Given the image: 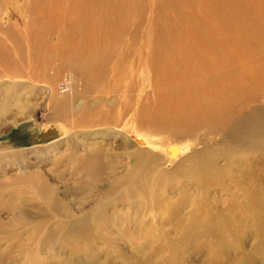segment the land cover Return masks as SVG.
Listing matches in <instances>:
<instances>
[{
    "label": "rangeland",
    "instance_id": "rangeland-1",
    "mask_svg": "<svg viewBox=\"0 0 264 264\" xmlns=\"http://www.w3.org/2000/svg\"><path fill=\"white\" fill-rule=\"evenodd\" d=\"M159 4L137 0L114 48V58L123 55L124 60L119 68L114 62L107 66L103 81H82L76 70L57 61L37 66L33 79H10L9 63L0 59V226L10 225L12 214L20 216L13 234L0 233V264H249L250 251L264 252V211L243 217L246 213L235 216L228 210L243 194L230 183L237 178L230 177H238V166L264 154L251 149L243 156L222 144L225 135L198 127L189 134L161 130L167 128L163 119L152 117L157 112L178 117L175 109L182 100L174 96L176 84L162 85L147 59L158 23L167 30L179 21L172 13L161 21ZM213 14L231 23L226 4ZM5 24L0 44L14 56L11 32L24 28ZM196 26L204 37L202 23ZM176 51L186 54L188 49ZM10 90L17 91L15 99L9 98ZM52 91L66 100L63 106L51 103ZM59 112L64 116H56ZM92 114L97 122L86 127ZM95 151L102 168L92 173L96 181L91 182L86 167ZM207 163L229 191L221 182L191 184L190 175L202 173ZM44 196H53L70 219L87 215L86 221L69 229V219L56 215ZM227 214L233 221H225ZM243 218L247 221L240 224ZM61 220L66 221L62 229ZM87 227L94 236L82 234ZM64 230L70 233L62 238L58 233L56 239Z\"/></svg>",
    "mask_w": 264,
    "mask_h": 264
},
{
    "label": "bare ground",
    "instance_id": "bare-ground-1",
    "mask_svg": "<svg viewBox=\"0 0 264 264\" xmlns=\"http://www.w3.org/2000/svg\"><path fill=\"white\" fill-rule=\"evenodd\" d=\"M136 4L137 0H0V16L3 13L0 18L4 21L2 25L8 22L13 28H24L23 32L18 30L20 34L17 30L11 32H14V36H11L14 56L11 49L0 44V59H5L12 69L9 70L7 78L14 79L26 75L33 79V75L40 69L38 67H44L50 61H57L62 67L69 66L76 70L82 81H103L107 66L114 62L115 67L119 68L124 60L123 55L114 58V48L122 41L125 28L133 17L131 11ZM221 4H226L229 8V26L226 20L214 17L213 10L220 8ZM159 7L161 21L170 13L178 16L179 21L175 29L170 27L167 30L161 22L158 23L153 44L148 48L147 59L150 67L157 73L159 82H162V85L163 82L175 83V87L180 90L177 89L174 96L182 99L175 109L178 117H168L164 112L154 113L153 118L157 121L163 119L165 122L167 128L161 130L189 134L198 127L206 129L209 133L225 135V143L222 144L232 145L243 153V156L251 149L260 150L264 154V0H160ZM12 17L14 19L10 21ZM184 22L187 23L186 28L181 31ZM200 22L204 27V37L199 35L196 26ZM2 25L0 24V29L6 27ZM11 30L12 28L9 32ZM11 33L9 35H12ZM182 35L189 36L185 39L180 37ZM184 48L188 49L186 54L176 51H183ZM7 94L9 98L15 99L17 91L10 90ZM55 94L52 91L51 103L58 107L63 106L66 100ZM174 96L167 95V99ZM164 97L161 100H164ZM92 112L94 111H90V114ZM144 112L142 108V116ZM62 115L61 112L56 113L59 118ZM94 118L97 116L92 114L91 120L84 121L85 124L82 120L81 122L90 127L97 122ZM74 125H80V122ZM137 140L143 145V141L138 138ZM87 162L89 167H86V170L90 175L95 171L94 175L98 174L102 166H99L100 160L96 151L89 155ZM210 166L211 164L207 163L203 166L202 173L190 175L194 180L191 184L199 187L216 185L219 175L212 173ZM263 166L264 157H255L244 166L237 167L235 174L238 177H230L237 178L230 183L238 187L243 194L240 201H234L236 206L233 202L229 203V213L237 216L242 214L238 212H243L246 213L243 217L248 214L257 217L256 213L264 211ZM181 169H177L178 173L183 172ZM94 175L91 182L96 181ZM222 181L221 187L225 192L229 191ZM33 190L36 191L35 188ZM43 191H38V194L42 195ZM21 193L24 192L20 191ZM43 199H46L48 206L57 210L56 215L69 219V229L75 225H83L82 222L86 221L87 215L70 219L69 214L66 215V212L60 210L62 207L53 196H44ZM37 205L39 214L42 210L41 203ZM4 207L7 208V205L2 208ZM228 214L225 221H233ZM245 221L247 219L243 218L239 223L243 224ZM64 222L66 221L61 220L58 223L61 229V223ZM7 223L10 225L0 226V233L7 231L9 234V230H13V234L14 228L16 230L20 223V216L12 214ZM239 223L236 222L238 225ZM232 224L228 226L232 227ZM64 231H58L56 239L59 234L62 238L65 233H70L69 230ZM76 234L81 236L79 232ZM82 234L86 237L91 234L88 227ZM73 249H77L76 245ZM132 250L135 248L132 247ZM250 252L251 256L247 259L249 264H260L258 257L264 259V252Z\"/></svg>",
    "mask_w": 264,
    "mask_h": 264
}]
</instances>
